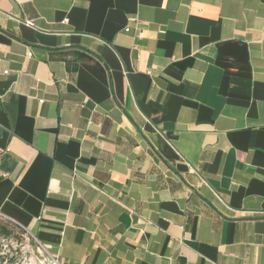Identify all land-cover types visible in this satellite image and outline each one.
<instances>
[{
    "label": "crops",
    "instance_id": "0c3cea01",
    "mask_svg": "<svg viewBox=\"0 0 264 264\" xmlns=\"http://www.w3.org/2000/svg\"><path fill=\"white\" fill-rule=\"evenodd\" d=\"M0 217L57 264H264V0H0Z\"/></svg>",
    "mask_w": 264,
    "mask_h": 264
},
{
    "label": "rangeland",
    "instance_id": "374dc122",
    "mask_svg": "<svg viewBox=\"0 0 264 264\" xmlns=\"http://www.w3.org/2000/svg\"><path fill=\"white\" fill-rule=\"evenodd\" d=\"M2 228H5L6 233ZM0 264H49V262L30 236L0 217Z\"/></svg>",
    "mask_w": 264,
    "mask_h": 264
},
{
    "label": "built area",
    "instance_id": "2783aa9c",
    "mask_svg": "<svg viewBox=\"0 0 264 264\" xmlns=\"http://www.w3.org/2000/svg\"><path fill=\"white\" fill-rule=\"evenodd\" d=\"M124 31L128 32V29H125ZM39 249L44 253V249L41 246H39ZM47 259H48L49 264H57V262L55 260H53L51 258H47Z\"/></svg>",
    "mask_w": 264,
    "mask_h": 264
},
{
    "label": "trees",
    "instance_id": "16d2710c",
    "mask_svg": "<svg viewBox=\"0 0 264 264\" xmlns=\"http://www.w3.org/2000/svg\"><path fill=\"white\" fill-rule=\"evenodd\" d=\"M2 231L6 233L5 228H2ZM5 259L7 261V257H5Z\"/></svg>",
    "mask_w": 264,
    "mask_h": 264
}]
</instances>
